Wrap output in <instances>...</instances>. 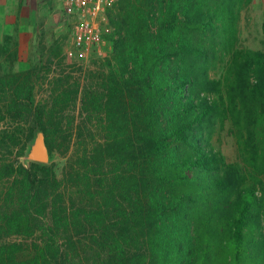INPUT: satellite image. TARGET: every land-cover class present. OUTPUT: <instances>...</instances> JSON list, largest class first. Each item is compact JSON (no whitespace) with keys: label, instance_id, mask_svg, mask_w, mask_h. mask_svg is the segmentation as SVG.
<instances>
[{"label":"trees","instance_id":"1","mask_svg":"<svg viewBox=\"0 0 264 264\" xmlns=\"http://www.w3.org/2000/svg\"><path fill=\"white\" fill-rule=\"evenodd\" d=\"M251 1L118 0L109 11L110 70L83 93L105 132L91 165L97 204L84 213L63 206L47 220L56 173L21 158L37 130L53 151L61 124L36 101L37 71L0 76V142L16 153L0 168L15 179L0 201L20 207L0 225L44 230L28 258L21 243H0V264H264V51L237 45ZM0 51L17 60L18 30ZM227 123L235 161L201 130ZM84 224L93 235L75 239Z\"/></svg>","mask_w":264,"mask_h":264},{"label":"rangeland","instance_id":"2","mask_svg":"<svg viewBox=\"0 0 264 264\" xmlns=\"http://www.w3.org/2000/svg\"><path fill=\"white\" fill-rule=\"evenodd\" d=\"M28 18L29 22L36 23L32 29L28 27L22 31V47L19 49L17 60L11 64L8 54L0 51V76L9 71H37L39 81L36 85V101L45 107L47 121L61 124L59 141L50 152L47 162L61 185L51 193L47 208L49 220L51 217L55 218L54 209H59L56 212L59 216V207L65 206L69 213L75 211L80 214L84 213V208L97 204V199H93L90 193L95 190L96 183L91 165L95 147L99 142L105 141V132L101 126L102 117H98L92 110L84 109L83 93L87 89H98L102 85L103 77L110 70L108 61L112 60L113 44L110 42L107 45V56L104 58H99L94 52L83 56L75 51L68 39V29L63 26V0H52L49 15H28ZM6 32L7 29L0 25V41ZM56 41H59L60 52L51 48ZM237 45L264 51V0H252L242 8ZM218 63L210 70L214 77L221 70L222 63ZM5 128L6 124L0 123V133ZM230 129V123L223 127L221 124H214L213 127L205 125L201 128L204 135L212 140L216 150L226 155L229 161H235L238 154L237 142ZM40 131H36L33 142L21 158L27 166L34 161L29 157V153ZM197 131L199 133V129ZM1 144L0 142V168L3 163L14 161L16 158L15 152L11 153ZM14 180L13 177L3 179L0 175V192L7 191ZM18 209V205H7L3 198L0 201V224L4 225V219ZM61 209L63 211L64 207ZM1 225L0 243H21L24 248L20 254L22 259L32 255L34 243L44 236V230L39 227L33 234L23 235L7 234ZM92 231L93 229L84 224L79 227L78 232L73 230L72 235L75 239H84L91 237Z\"/></svg>","mask_w":264,"mask_h":264},{"label":"built area","instance_id":"3","mask_svg":"<svg viewBox=\"0 0 264 264\" xmlns=\"http://www.w3.org/2000/svg\"><path fill=\"white\" fill-rule=\"evenodd\" d=\"M64 22L72 48L81 55L96 53L107 56L105 50L111 42L107 35L112 32L109 11L118 0H63Z\"/></svg>","mask_w":264,"mask_h":264},{"label":"crops","instance_id":"4","mask_svg":"<svg viewBox=\"0 0 264 264\" xmlns=\"http://www.w3.org/2000/svg\"><path fill=\"white\" fill-rule=\"evenodd\" d=\"M52 0H0V25L7 32L18 30L19 49L22 47V31L31 29L36 22L30 21L28 15L38 17L51 13Z\"/></svg>","mask_w":264,"mask_h":264},{"label":"water","instance_id":"5","mask_svg":"<svg viewBox=\"0 0 264 264\" xmlns=\"http://www.w3.org/2000/svg\"><path fill=\"white\" fill-rule=\"evenodd\" d=\"M29 157L40 163H47L50 159V149L46 141V135L43 130H41L31 148Z\"/></svg>","mask_w":264,"mask_h":264}]
</instances>
